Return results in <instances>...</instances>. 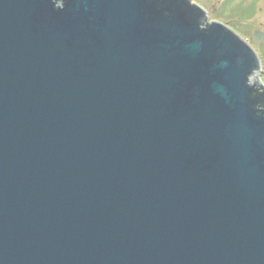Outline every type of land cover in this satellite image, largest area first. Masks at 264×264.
<instances>
[{
  "label": "water",
  "instance_id": "water-1",
  "mask_svg": "<svg viewBox=\"0 0 264 264\" xmlns=\"http://www.w3.org/2000/svg\"><path fill=\"white\" fill-rule=\"evenodd\" d=\"M260 72L191 0H0V264H264Z\"/></svg>",
  "mask_w": 264,
  "mask_h": 264
},
{
  "label": "rangeland",
  "instance_id": "rangeland-1",
  "mask_svg": "<svg viewBox=\"0 0 264 264\" xmlns=\"http://www.w3.org/2000/svg\"><path fill=\"white\" fill-rule=\"evenodd\" d=\"M198 1L203 3L207 2L206 0H198ZM247 2L248 0L247 1L244 0V4ZM237 11L236 13L234 10L231 11L230 9H227V11H223L220 20L225 25L229 26L231 29H233L239 35H241L242 38L245 39L248 43H250V45H252L254 50L257 52L261 62V72L259 78L264 83V41L258 45L254 44L252 41L253 34L255 33V31L264 32V0H258L256 2V6L254 10L244 9L245 15L240 18L237 17L238 16Z\"/></svg>",
  "mask_w": 264,
  "mask_h": 264
},
{
  "label": "flooded vegetation",
  "instance_id": "flooded-vegetation-1",
  "mask_svg": "<svg viewBox=\"0 0 264 264\" xmlns=\"http://www.w3.org/2000/svg\"><path fill=\"white\" fill-rule=\"evenodd\" d=\"M192 3H195L202 7L204 11L206 12V16L208 18V21L212 22H220L223 23L220 20V17L222 16L223 11H227V9H230L231 11H236L237 17H242L244 16V9L249 10V9H255L256 2L258 0H248L247 3L244 4V0H206L207 2L203 3L198 0H191ZM247 1V0H245ZM232 6V7H230ZM234 8V9H232ZM224 24V23H223ZM258 32V31H255ZM262 32V31H259ZM264 34V32H262ZM255 34V33H254ZM253 34V36H254ZM264 41V40H263Z\"/></svg>",
  "mask_w": 264,
  "mask_h": 264
}]
</instances>
